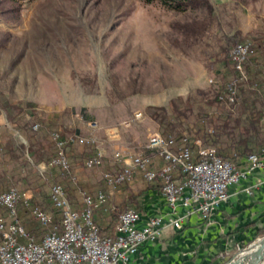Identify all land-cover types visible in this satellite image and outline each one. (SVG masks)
<instances>
[{"label":"rangeland","instance_id":"374dc122","mask_svg":"<svg viewBox=\"0 0 264 264\" xmlns=\"http://www.w3.org/2000/svg\"><path fill=\"white\" fill-rule=\"evenodd\" d=\"M211 2L216 8L225 5L219 13L221 28L214 27L198 40L185 43L172 21L202 17L203 10L176 11L142 0H0V190L17 186L44 204L50 185L58 182L64 187L71 184L80 196L81 190L88 189L89 179L100 184L103 172L119 167L112 163L113 146L104 139L105 129L118 133L120 148L137 147L147 133L162 132V126L146 114L147 105L169 110L174 96L194 90L198 96L212 95L222 82L205 66L217 51L221 31L264 34V0L246 6L232 0ZM217 68L230 78L225 67L218 64ZM254 70L250 67L246 76L253 77ZM84 73L96 74L93 92H87L79 80ZM111 74L122 87L136 78L142 91L110 103L105 92L112 86ZM6 101L21 104L23 110L5 108ZM135 111H141L142 117L129 127L122 126ZM210 111L217 107L203 106L202 112ZM33 115L41 120L34 134L29 128ZM193 119L190 114L189 120ZM87 123L96 125L105 151L100 166H84L92 147L78 139L67 152L72 177L68 180L57 168L42 170L39 164L44 161L28 160L30 135L35 148L52 154L50 131L66 128L88 135ZM216 134L226 142L223 132Z\"/></svg>","mask_w":264,"mask_h":264},{"label":"built area","instance_id":"2783aa9c","mask_svg":"<svg viewBox=\"0 0 264 264\" xmlns=\"http://www.w3.org/2000/svg\"><path fill=\"white\" fill-rule=\"evenodd\" d=\"M249 46V40H245L230 50V62L237 73V78L227 83L226 96L230 101L235 94V83L247 78L244 63ZM141 117L142 112L135 111L121 125L129 127L132 121ZM38 128V124L33 125L34 130ZM50 137L55 144V155L39 166L42 170L57 168L69 171L68 140L56 130L50 133ZM76 139L94 144L95 151L84 160V166H100L104 159L102 143L96 138H83L77 134L70 141ZM26 155L31 161L29 154ZM111 158L112 163L119 166L118 170L103 172L105 186L95 194L81 190L79 207L72 205L60 183L50 185L48 198L60 213V228L53 223V212L35 204L27 190L17 186L1 190L0 264H125L144 242L157 239L166 224L180 229L183 217L192 213L209 218L228 199L230 184L245 178L251 170L264 167V145L249 153L244 160L245 166L240 167L237 160L223 159L217 147L203 144L198 137L178 142L161 132L151 131L142 145L136 149H115ZM136 172L146 181L160 184V193L170 209L168 216H152L142 228H137L140 214L129 208L119 213L114 236L100 235L93 210L107 201L115 186L131 181ZM18 202L44 226L45 231L39 241L20 223ZM179 206L185 208L183 215L179 213Z\"/></svg>","mask_w":264,"mask_h":264},{"label":"trees","instance_id":"16d2710c","mask_svg":"<svg viewBox=\"0 0 264 264\" xmlns=\"http://www.w3.org/2000/svg\"><path fill=\"white\" fill-rule=\"evenodd\" d=\"M142 1L146 3L158 2L166 8L176 11H183L187 8L203 10L204 15L202 17H192L185 21H172V28L181 35L182 40L185 43H191L198 40L214 27H217V29L221 28L219 13L224 9V4H221V6L216 8L211 0ZM232 1L246 6L257 0ZM221 35L222 37L217 47V51L212 54L210 64L205 66L208 73L214 74L215 77L221 80L222 84L220 87L216 88L213 94L208 96H198L196 90L188 93L186 96H174L169 101V110L162 105H147L145 111L151 119L155 120L160 126H162L161 133L163 136L173 137L178 142L184 138L190 139L198 137L205 145L217 146L219 155L223 159L239 160L240 158H245L249 153L259 150L261 146L264 145V136H262V134H264V123L262 122L264 112V34L253 35L250 32L242 33L241 30L235 29L229 33L221 31ZM245 40H249L250 46L248 57L244 63V70L246 72L250 67L251 69L255 68V75L251 78L247 77L246 79L235 83V94L232 101H230L226 96L228 90L227 83L237 78V73L233 64L230 62L229 54L235 44ZM218 64H221L227 69L226 73L230 76L229 79H226L227 76L224 74L225 72H218ZM259 75H261L260 78H258ZM72 76L76 77V74L73 72ZM79 80L83 86L88 87L86 89L87 92H93L95 90L96 74L88 75L84 73L79 76ZM111 85V88L107 89L105 92L107 100L110 103H115L129 95L142 91L141 82L136 78L128 79L124 83V87H122L117 84L114 75L111 74ZM205 105L210 109L215 106L217 107V111L202 112L203 106ZM3 106L10 110L15 109L17 112L23 110L21 104H12L7 101ZM32 113L34 114V112ZM190 114H193L194 116L192 121L189 120ZM220 115H224V118H220ZM33 116L34 119L29 124V128L34 134L39 128L34 130L33 125L38 124L40 127L39 122H41V120L38 116ZM8 117L11 119L12 115L9 114ZM218 118L220 119L219 122H217V120H219ZM25 123L20 124L19 128L24 126ZM218 130L227 136L226 142H221V140H219V135L216 134V131ZM235 130L237 131L235 132ZM52 131L49 132L50 144L53 146V150L50 151L53 152L52 154H46L43 152V149L35 148L31 141V135L29 136L27 152L33 163L37 164L41 161L48 162L55 155V144L50 137ZM56 131L68 140L66 144V152H68V149L71 148L74 143V141H70V139H75V135L77 134L76 131L66 128H59V130ZM94 151L95 149L93 146L90 151L91 154H93ZM61 172L64 179L68 180L69 178H72L70 169L69 171ZM148 182L152 183L153 186L158 187L160 190V184L158 182ZM65 186L66 187L63 186V188L73 205L76 192L71 184H66ZM104 186L105 183L102 179L99 189H103ZM84 191L93 194L88 189ZM33 202L43 208L50 209L54 216L53 223L60 228V213L57 209L52 207L48 195L44 200V204L34 200ZM99 206L96 210H93V219L97 224L98 233L102 236H114L119 213L129 208L137 210L138 204L136 195H132V197L123 200L121 204L114 208H111L110 206L108 209L109 212L104 215V218L97 221L94 212H99ZM17 209L19 221L26 230L33 234L35 238L39 235L42 236L43 231H45L44 226H42L39 221L33 219L28 210L20 202L17 203ZM100 216L103 217L102 214H100ZM259 233H264V228L260 229Z\"/></svg>","mask_w":264,"mask_h":264},{"label":"crops","instance_id":"0c3cea01","mask_svg":"<svg viewBox=\"0 0 264 264\" xmlns=\"http://www.w3.org/2000/svg\"><path fill=\"white\" fill-rule=\"evenodd\" d=\"M87 128L88 135H77L99 140V135L96 134L98 129L92 127L91 123H87ZM104 133L107 144L113 146L111 152L120 148L117 142L118 133H115L114 128L105 129ZM78 140L83 145L90 143ZM90 146L93 147L94 144L90 143ZM244 160L245 158L237 160L240 167L245 166ZM89 181L88 190L95 194L100 184H96L94 178ZM228 193V199L209 218L192 213L183 217L180 229L166 224L157 239L144 242L125 264H220L229 253L260 235L259 230L264 228V167L253 169L245 178L230 184ZM132 195H136L140 214L136 222L137 228H142L152 216H168L170 209L159 188L136 172L131 181L119 184L111 190L107 201L99 206V212H94L97 221L104 218L110 206L114 208ZM80 204V196H76L73 205L79 207ZM178 210L180 215L185 213V208L181 206ZM40 237L41 235L37 236L36 240L39 241Z\"/></svg>","mask_w":264,"mask_h":264},{"label":"water","instance_id":"95a60500","mask_svg":"<svg viewBox=\"0 0 264 264\" xmlns=\"http://www.w3.org/2000/svg\"><path fill=\"white\" fill-rule=\"evenodd\" d=\"M249 258L246 260V257ZM264 234L250 242L246 247L238 249L224 264H263Z\"/></svg>","mask_w":264,"mask_h":264},{"label":"bare ground","instance_id":"6f19581e","mask_svg":"<svg viewBox=\"0 0 264 264\" xmlns=\"http://www.w3.org/2000/svg\"><path fill=\"white\" fill-rule=\"evenodd\" d=\"M248 258H249V256H247V257H246V260H245V262L247 261V259H248Z\"/></svg>","mask_w":264,"mask_h":264}]
</instances>
